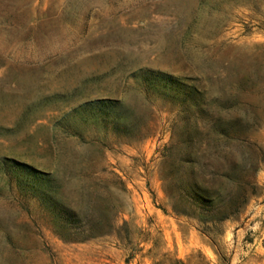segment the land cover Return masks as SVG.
Instances as JSON below:
<instances>
[{
	"label": "rangeland",
	"instance_id": "obj_1",
	"mask_svg": "<svg viewBox=\"0 0 264 264\" xmlns=\"http://www.w3.org/2000/svg\"><path fill=\"white\" fill-rule=\"evenodd\" d=\"M141 70L200 105L146 93ZM96 100L132 133L100 126ZM0 264H264V0H0Z\"/></svg>",
	"mask_w": 264,
	"mask_h": 264
},
{
	"label": "trees",
	"instance_id": "obj_2",
	"mask_svg": "<svg viewBox=\"0 0 264 264\" xmlns=\"http://www.w3.org/2000/svg\"><path fill=\"white\" fill-rule=\"evenodd\" d=\"M136 78L142 80L146 93H150L157 98L181 107L195 108L200 105V94L194 88L188 87L179 78L150 70L139 71ZM86 106L95 111V118L100 126L109 127L110 131L116 134L127 135L132 133L134 129L133 117L129 110L118 102L96 100L87 103ZM27 176H29V181H20L18 185L20 187L23 185L27 186L31 196L36 198L49 211L56 224L60 226L59 228L74 227L79 222L78 215L58 201V187L55 184V179L49 175L32 172H28ZM189 191L192 202L203 208L200 209L201 214H213L216 208V201L211 198L207 189L192 184ZM229 208L224 206L222 210L219 209L214 215L220 214L222 216L220 220H224L228 217Z\"/></svg>",
	"mask_w": 264,
	"mask_h": 264
}]
</instances>
